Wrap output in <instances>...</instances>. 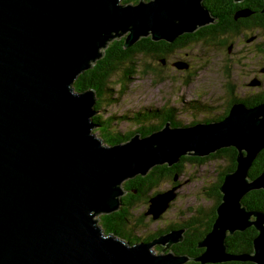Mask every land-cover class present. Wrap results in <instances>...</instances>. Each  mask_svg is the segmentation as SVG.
I'll use <instances>...</instances> for the list:
<instances>
[{"label":"water","instance_id":"water-1","mask_svg":"<svg viewBox=\"0 0 264 264\" xmlns=\"http://www.w3.org/2000/svg\"><path fill=\"white\" fill-rule=\"evenodd\" d=\"M212 21L203 0H0V264L193 259L166 251L182 240L180 230L124 242L104 234L95 216L119 207L124 180L154 165L170 166L183 154L206 156L227 146L236 149V167L219 184L216 216L197 243L203 252L195 259L264 264V210L242 203L247 191L264 190V170L248 175L264 147V101L233 103L217 121H166L148 135L136 132L125 142L106 144L93 131V91L73 88L77 75L115 37L125 35L124 48L147 35L170 41ZM178 185L150 194L144 214L158 218ZM249 226L256 230L252 249L229 252L226 236ZM156 243L162 252L152 251Z\"/></svg>","mask_w":264,"mask_h":264},{"label":"flooded vegetation","instance_id":"flooded-vegetation-1","mask_svg":"<svg viewBox=\"0 0 264 264\" xmlns=\"http://www.w3.org/2000/svg\"><path fill=\"white\" fill-rule=\"evenodd\" d=\"M252 1L254 3L257 0ZM236 3H238V6L237 8L235 7L236 9H233V15H228L229 13L227 10L216 8L214 10L216 13L210 11L213 21L197 28L193 32H184L170 41H166L165 39H151L152 41H156L158 45L157 48L149 47L148 53L138 54L135 56L134 62L137 67L136 71H146L150 73L151 77L157 76L158 78L160 73H164V79L157 83L159 87L163 89V95L156 98L158 101L155 103L156 106H142L143 108L141 111L146 110L150 112L149 114H141L142 117L139 119H123V121L127 122L126 125L128 126L130 125V122L132 123L130 125L131 127L129 126L130 128L123 127L121 129L120 121L122 119H112L111 122L113 128H120L122 132L137 131L141 135L142 131H147L149 129L158 130L162 128L166 121H169L171 125H174L172 123H175L176 121L179 125H187L194 122L216 121L223 118L228 113L233 103H242L245 106L250 107L255 103L264 101V67L252 68L247 62L244 63V65H239L244 71V75H242L243 79L240 80L238 75L239 71H237L236 74L234 71V55L227 53L230 48H232L233 44H236L240 40L244 42L243 47H246V51L252 52V50H254L264 52L263 18L255 24H252L246 16L255 11L254 8H252L253 5L250 4L248 0H239L236 1ZM242 9H251V12L247 15H239L238 13ZM247 43H249V45ZM221 53L225 55L223 59L227 57V62L225 61L224 63V60L222 61L221 59H218L220 58ZM244 57H246V55H244ZM216 59L219 61V64L216 63ZM237 60L238 62H241L242 57L237 56ZM192 62H196L203 69H195ZM178 63H183L184 66L179 67L177 65ZM221 67L223 68L220 69ZM212 68H216V70L220 69L217 70V74L218 77L220 76L221 78L219 83L222 90L219 92L220 95L217 96V98L205 102L203 99H209L211 91L206 93V89L202 88L189 90L186 93L180 91L181 88L190 85L192 81L201 76V72L204 70L205 72H209L213 70ZM239 81H241L242 84H240ZM253 81L256 82L255 85H251V82ZM109 83L110 82H108V84ZM117 83L118 82L114 83L116 87L118 86ZM244 87L246 89L242 92L241 90H243ZM239 91H241V93H239ZM107 106L103 107L101 111L98 108L95 109L96 113H99L100 111L104 117L111 116V113H107ZM98 128V126H95L93 131L98 137L102 138L100 135L101 131L99 132ZM102 131L104 132V130ZM200 167L202 166L197 168L194 167V169L198 170ZM196 173L197 172H194V176ZM181 176L182 175H180L179 178H181ZM189 177H191V175H189ZM190 179H192V177ZM174 180H177V176H174ZM179 182L180 180L175 184H167L166 188L159 191L166 190L179 184ZM210 184H208L209 187L207 188V194L213 196L212 191L209 190L211 187ZM178 189L179 188L177 187L175 190L176 196L179 193ZM175 198L169 203L166 210L170 208ZM197 210L202 213L200 215L199 212V217L202 216L198 221L199 224L197 225V228H199L203 225V222H207L210 219L213 209L205 210L202 206H199L197 207ZM136 214L138 213H135V216ZM135 216H130V220L125 223L121 232L129 234L132 239H137V241L149 238L153 236L155 232L162 231L167 227H169L168 230L163 233L171 230H184V232L187 231L186 234H188V236L184 235L183 232L182 240L183 238L187 239L190 237L189 234L191 233L189 232L188 226L184 222L179 223L174 221L164 223L160 228L155 229L153 232L149 231L143 236L135 235L134 232L137 229L140 227H146L145 225L138 223L139 218ZM147 218L150 219L151 216L147 215ZM142 219L146 221L144 217ZM158 219L162 220L163 214L154 220Z\"/></svg>","mask_w":264,"mask_h":264},{"label":"trees","instance_id":"trees-1","mask_svg":"<svg viewBox=\"0 0 264 264\" xmlns=\"http://www.w3.org/2000/svg\"><path fill=\"white\" fill-rule=\"evenodd\" d=\"M121 2L136 3L138 0H120ZM254 8V12L246 16L252 24H255L260 19L264 20V12L262 8L264 6L263 0H257L253 3L252 0H248ZM204 5L211 12L216 8H222L228 11V15H233V9L237 4L234 0H203ZM235 8V9H236ZM261 8V10H260ZM214 13H216L214 11ZM236 28V27H235ZM234 28V30H235ZM233 30V31H234ZM125 35L118 38L111 39L107 46L102 49V55L91 63V66L82 72H80L74 79L73 88L77 91L92 90L95 98L94 108L102 110L103 107L112 104L115 101V95L117 93L122 94L125 83L129 80L131 74L136 73V63L134 62L135 56L138 54H147L149 47L157 48L156 41H152L150 36L140 37L134 44L124 48L123 41ZM146 72V71H145ZM117 76V87L115 92H112V87L109 86L108 82L113 79V76ZM260 101V100H258ZM257 101V102H258ZM110 104V105H111ZM257 104V103H255ZM254 104V105H255ZM96 113L92 116V121L95 126L99 127L101 133V140L106 144H117L127 141L135 132L128 131L122 132L121 129L113 128L111 122L112 119H120V115L112 114L111 116L104 117L102 113ZM104 111V110H103ZM140 115L137 117L141 118ZM134 119V117H132ZM123 119H127L123 115ZM179 125L176 121L172 123ZM104 130V132L102 131ZM157 130V129H156ZM149 129L142 131L141 135H148L151 132L156 131ZM108 132V133H107ZM236 149L234 146H227L219 148L217 151L210 153L206 156H196L183 154L179 157L176 163L172 165L158 164L151 167L145 175H135L123 181V188L125 194L119 197V207L117 210L110 213L99 214L98 222L104 234L115 235L124 242H135L137 239H132L129 234H124L121 229L125 226V223L130 220V216H134L135 213H140L139 222L141 225L147 226V221L142 220L146 218L143 212L145 207L148 206V197L150 194L158 192L161 186L167 184L178 183L180 175H187L188 173L194 178V172L190 173L192 168L199 166L209 167L213 169L216 177L212 184H210L209 190L212 191V197L214 198V204L212 206L213 213L207 222H203V225L194 230H190L191 234L189 238L184 239L181 242L170 245L166 251L171 252L175 255L187 256L193 259L186 260L181 264H200L199 260L195 259L203 252L202 248L197 246L199 238H202L206 232L211 229V225L216 216L215 207L221 199V193L219 192V184L221 183L223 176L226 172L232 171L236 167ZM264 170V147L261 148L248 169V175L254 178ZM208 172V170H205ZM174 176H177V180H174ZM207 193V192H206ZM209 195V194H208ZM211 196V195H210ZM242 203L249 209H261L264 210V190L251 189L245 193L242 197ZM140 207H144L139 211ZM127 216V217H126ZM147 216V215H146ZM152 219V218H151ZM149 219L150 221H152ZM178 227V226H177ZM181 227V226H179ZM169 227L162 231H157L153 236L143 239L144 241H150L155 239L157 236L163 234L164 231L168 230ZM187 231L184 232V235ZM256 234V230L253 226H249L241 231H235L232 234L226 236L227 250L229 252L241 253L244 251H250L252 249V238ZM185 236V237H186ZM162 244L156 243L151 249L157 253L162 252ZM205 264H254L251 261H239L230 260L226 262H207Z\"/></svg>","mask_w":264,"mask_h":264},{"label":"rangeland","instance_id":"rangeland-1","mask_svg":"<svg viewBox=\"0 0 264 264\" xmlns=\"http://www.w3.org/2000/svg\"><path fill=\"white\" fill-rule=\"evenodd\" d=\"M243 43L244 42L242 40L238 41L236 44H233L232 48H230V50L227 52L228 54L234 55V58H235L234 59V62H235L234 71H235V74L237 73V71H239L238 75H239L240 80L243 79L242 75H244V71L243 69L239 67V65H244V63L247 62L252 68L264 67V52L254 51V50H252V52L246 51L245 50L246 47H243ZM247 44L249 45V43ZM244 55H246V57H244ZM237 56L242 57L241 62H238ZM224 57L225 55L221 53L220 58L218 57L217 58L221 59L222 61L224 60V63H225V61L227 62V57L223 59ZM192 63L195 69H199V70L203 69L196 62H192ZM216 63L219 64V61L217 59H216ZM223 67H221L220 69H222ZM212 69L213 70L209 72H205V70L201 72L202 73L201 76H199L197 79L192 81L190 85L181 88L180 91L182 93H186L189 90H195L197 88H202V89H206V93L211 91L210 98L203 99L205 102H209L210 100L217 98V96L220 95L219 92L222 90L220 87V83H219L221 78L220 76L218 77V74H217V70H220V69H217V70L216 68H212ZM115 74L116 75L113 76V79L109 81L110 82L109 86L113 88L112 92H115L116 90L115 89L116 86L114 83L117 81V76H119L118 73H115ZM158 76H159L158 78L157 76L151 77L150 73L148 72H144L142 70L136 71V73L131 74L127 83L124 82L125 91L122 94L117 93V95H115L114 97L115 101L111 105L107 106V113L121 116L120 118L122 119L120 121L121 129L123 127L130 128L131 127L130 125L132 124L130 122V125H129L130 127L126 125L127 122L123 121V115L127 117V119H124V120H132L133 119L132 117L137 118L141 114L145 115V114L150 113L146 110L141 111L143 108L142 106H147V105L156 106L155 103L158 102L156 98H159L160 96L163 95V89L160 88L157 83L161 81L162 79H164L165 77L164 73H160ZM239 82L240 84H242L241 81ZM245 89L246 88L244 87V89L241 91L243 92ZM241 91H239V93H241ZM208 122H212V121H208ZM208 122H201V123H208ZM195 123L197 122L189 123V124H195ZM205 170H208V172H206ZM192 172H197L194 178L192 179H190L191 177H189L190 175L189 173L185 176L182 175L181 178H179L180 179V182L178 185L179 193L177 196H175L176 198L172 202L170 208L166 210L165 212L161 213L163 214V219L154 220L150 218L152 220L150 221L149 218H147V216L143 212V214L146 216L145 220L147 221L146 223L148 225L146 227H140L139 229H137L134 232L135 235L143 236L149 231L153 232L155 229L160 228L164 223L173 222V221L179 222V223L184 222L188 226V229L190 230H194L197 228V225L199 224L198 221L199 219L202 218V216L199 217L200 211L197 210V207L202 206L205 210H209L212 208L214 204V198L208 195L206 192H207V188L209 187L208 184L214 181L216 175L215 173H213V169L211 168L209 169V167H200L198 170H195L193 168L190 173ZM166 187L167 185H163L160 187V189H164ZM124 194H125V190H124L123 195ZM143 208L144 207H140L139 211L142 210ZM144 210H146V207ZM139 214L140 213L136 214L137 218H140ZM201 214L202 213L200 212V215ZM97 216L99 215H96L95 218H97ZM183 232L184 230L181 231V234ZM178 242L179 241H176L173 244H176ZM247 252L248 251H244L241 253H247Z\"/></svg>","mask_w":264,"mask_h":264},{"label":"bare ground","instance_id":"bare-ground-1","mask_svg":"<svg viewBox=\"0 0 264 264\" xmlns=\"http://www.w3.org/2000/svg\"><path fill=\"white\" fill-rule=\"evenodd\" d=\"M202 27V26H201ZM193 32V31H192Z\"/></svg>","mask_w":264,"mask_h":264}]
</instances>
